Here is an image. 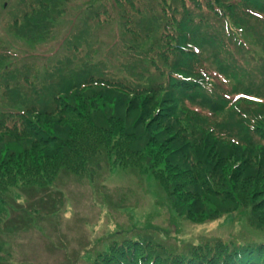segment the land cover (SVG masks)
Listing matches in <instances>:
<instances>
[{
    "label": "trees",
    "instance_id": "obj_1",
    "mask_svg": "<svg viewBox=\"0 0 264 264\" xmlns=\"http://www.w3.org/2000/svg\"><path fill=\"white\" fill-rule=\"evenodd\" d=\"M66 1L18 0L1 22L18 38L45 39ZM92 3L41 81L0 44V178L8 165L28 174L25 205L0 195V232L60 208L62 192L30 178L63 167L82 173L88 162L77 158L110 147L117 161L136 154L160 167L178 215L204 222L249 206V221L264 228V93L245 86L252 76L264 83V0ZM113 21L115 68L98 58L96 35ZM87 108L109 120L94 124ZM128 232L93 264H264L260 242L206 239L176 252L152 233Z\"/></svg>",
    "mask_w": 264,
    "mask_h": 264
},
{
    "label": "rangeland",
    "instance_id": "obj_2",
    "mask_svg": "<svg viewBox=\"0 0 264 264\" xmlns=\"http://www.w3.org/2000/svg\"><path fill=\"white\" fill-rule=\"evenodd\" d=\"M17 1L3 0L0 4V44L17 54L16 66L34 68L41 81L45 76L43 70L62 56L66 36L78 29L87 6L96 3H92L93 0H67L65 14L53 22L47 38L26 41L10 34L1 22L3 13ZM101 1L110 8L113 0ZM96 35L98 58L115 68L119 56V48L113 44L118 37L117 21L98 26ZM246 80V87L252 85L250 89L259 88L264 93V83L258 84L257 76ZM91 93L86 94L87 97ZM84 113L94 124L109 120L93 111L90 113V108ZM111 150L112 147L104 150L106 153L84 154L77 158L88 162L82 173L63 167L56 173L52 169L50 174L41 173L29 179L31 184H45L60 190L62 204L55 214L41 213L35 217L27 228L0 232V264H93L96 254L106 252L112 241L130 235L129 230H133V234L140 230L152 233L153 242H161L176 252L185 251L206 239L264 243V228L249 221V215H252L249 206L208 221H191L175 212L174 206H179L157 175L160 167L152 168L146 163L147 168L136 154H131L134 160L117 161L121 155ZM69 163L72 160L57 164ZM8 167L0 178V195H7L10 206L11 203L21 206L25 202L22 188L28 181V174L23 167ZM76 168H79L78 164ZM160 233H165L166 237L159 236Z\"/></svg>",
    "mask_w": 264,
    "mask_h": 264
}]
</instances>
